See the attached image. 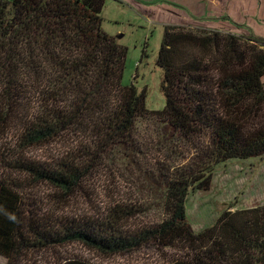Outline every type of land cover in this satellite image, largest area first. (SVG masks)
<instances>
[{"label":"trees","instance_id":"16d2710c","mask_svg":"<svg viewBox=\"0 0 264 264\" xmlns=\"http://www.w3.org/2000/svg\"><path fill=\"white\" fill-rule=\"evenodd\" d=\"M105 1L0 0V139L15 129L24 149L82 132L99 152L126 143L135 149L136 122L154 116L170 134L204 138L206 145L196 147L185 168L146 173L163 219L138 233L119 228L132 216L121 207L110 211L107 223L46 216L26 191L28 180L20 181L30 177L72 194L94 161L43 164L1 148L0 257L35 264L53 251L44 264H93L56 251L80 243L120 255L148 242L176 248L181 256L171 264H264V205L230 207L199 233L185 208L190 193L210 190L217 166L264 157V38L165 25L156 59L165 105L149 111L145 89L121 85L126 48L102 30ZM27 83L43 104L31 117Z\"/></svg>","mask_w":264,"mask_h":264},{"label":"rangeland","instance_id":"374dc122","mask_svg":"<svg viewBox=\"0 0 264 264\" xmlns=\"http://www.w3.org/2000/svg\"><path fill=\"white\" fill-rule=\"evenodd\" d=\"M122 4L106 0L102 10V30L114 37L126 48V59L121 85L133 84L138 91L146 90V107L160 111L165 105L161 92L162 73L156 66L157 54L165 25L179 26L194 32L219 31L243 37L264 38V18L255 14V7L264 0H234L241 5V17L233 18L213 14L208 17L203 9L192 10L190 0H120ZM204 3V2H203ZM247 12V13H245ZM208 22V23H207ZM234 22V24H233ZM264 81V79H263ZM26 82L28 79L26 78ZM1 86V85H0ZM27 86L25 110L28 117L35 116L43 104L37 99L32 84ZM2 101L0 97V102ZM132 142L122 150L112 147L109 152H99L90 138L80 133L65 134L53 143L20 148L18 131L0 139L4 148L17 159L23 156L38 163L53 164L72 162L83 167L92 161L96 167L81 176L74 193L65 194L62 189L42 182L20 177L26 191L43 209L46 216L61 219H90L103 221L115 207H121L132 216L118 223L124 233H138L142 228H152L163 219L159 207L158 191L148 184L146 173L159 176L160 172L172 173L177 168L192 164L196 147L206 145V140L183 138L170 134L154 116L136 122ZM131 150L132 154L131 155ZM135 161V164L131 162ZM86 170V169H85ZM17 178L18 176H13ZM264 205V157L250 160H231L215 168L211 188L207 192H192L186 200L187 221L194 233L215 224L218 217L230 209L241 210ZM62 250V249H61ZM59 250L63 257H77L93 264H171L181 254L176 248L160 249L154 244L143 243L139 248L123 254H105L80 243ZM54 252L43 254L42 263L50 260ZM38 261V259H36ZM0 264L7 261L0 257Z\"/></svg>","mask_w":264,"mask_h":264},{"label":"crops","instance_id":"0c3cea01","mask_svg":"<svg viewBox=\"0 0 264 264\" xmlns=\"http://www.w3.org/2000/svg\"><path fill=\"white\" fill-rule=\"evenodd\" d=\"M187 4L190 5L192 10L196 11L199 8L204 10V14L196 15L192 13L193 16L208 17L213 14H217V16L225 14L236 22H240L237 19L241 17V5L235 3L234 0H190ZM255 14L264 18V4L259 8L255 7Z\"/></svg>","mask_w":264,"mask_h":264}]
</instances>
